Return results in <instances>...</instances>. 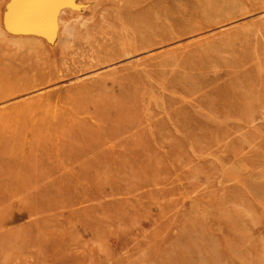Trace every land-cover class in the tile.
Instances as JSON below:
<instances>
[{"label":"rangeland","instance_id":"1","mask_svg":"<svg viewBox=\"0 0 264 264\" xmlns=\"http://www.w3.org/2000/svg\"><path fill=\"white\" fill-rule=\"evenodd\" d=\"M10 1L0 264H264V0Z\"/></svg>","mask_w":264,"mask_h":264},{"label":"bare ground","instance_id":"2","mask_svg":"<svg viewBox=\"0 0 264 264\" xmlns=\"http://www.w3.org/2000/svg\"><path fill=\"white\" fill-rule=\"evenodd\" d=\"M55 1L56 0H51L52 3H55ZM62 1L63 0H59L60 3ZM9 3L10 5L8 4L7 7L5 6V8H7L6 13L8 14L5 21L6 28H8V26L22 28L28 27L29 25H31V27H36L39 19L42 20L43 18L51 17L53 14L50 7L52 6L50 0H11ZM152 11H154V8L153 10H149L148 14L150 15ZM51 26L50 24L48 25V27Z\"/></svg>","mask_w":264,"mask_h":264},{"label":"water","instance_id":"3","mask_svg":"<svg viewBox=\"0 0 264 264\" xmlns=\"http://www.w3.org/2000/svg\"><path fill=\"white\" fill-rule=\"evenodd\" d=\"M52 6H50L51 7V9H52V11L54 10V8H55V6H54V3H52L51 4ZM13 28H15V29H20V30H23V29H32V28H35V26H33V27H31V25H29L28 27H16V26H12ZM38 27V26H37Z\"/></svg>","mask_w":264,"mask_h":264}]
</instances>
